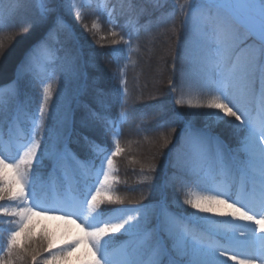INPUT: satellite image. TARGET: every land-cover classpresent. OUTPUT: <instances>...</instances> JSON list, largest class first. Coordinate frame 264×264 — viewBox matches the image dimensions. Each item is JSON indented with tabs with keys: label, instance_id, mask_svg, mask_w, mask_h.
Listing matches in <instances>:
<instances>
[{
	"label": "snow or ice",
	"instance_id": "6c2138e0",
	"mask_svg": "<svg viewBox=\"0 0 264 264\" xmlns=\"http://www.w3.org/2000/svg\"><path fill=\"white\" fill-rule=\"evenodd\" d=\"M23 2L24 0H17L18 5ZM37 2L39 14L35 20L28 22L27 31H31L36 24H46L50 13L55 11L46 6L45 0ZM153 2L160 4L161 0ZM133 3L135 0H130L129 6ZM179 7L184 14V54L186 58L192 57L195 46L194 59L197 65L194 76L182 72L180 90L183 92L186 87L195 88L200 95L209 97L204 103L188 104L189 109L204 110L189 114L192 117H202L204 127L194 130L192 121H187L180 132L179 142L182 146L190 145L197 157L203 156L207 145L215 144L216 160L221 172L238 174L240 177L236 198L232 199L231 185L209 188L197 177L194 183L198 190L211 194L185 199L183 203L195 210L192 213H169L163 190L157 206L140 204L132 208L105 207L124 203L121 197L112 195L113 183L116 181V177L112 175L115 171L113 157L118 156L123 149L116 140L120 134L115 128L116 121L109 117L113 126L114 149L84 136L93 154V164L95 157L101 159L97 169L98 184L90 185L85 182L84 190L79 194L58 199L52 206H47L36 191L38 174L45 159L51 160L55 166L64 153L70 151L67 149V137L70 135L72 117L67 108L62 112H54L48 107L52 91L50 86L45 85L43 100L38 109L40 117H31L34 126L25 142L17 145L18 159L0 153V201H21V206L11 212L0 206V213L19 217L16 227L9 231L6 247L0 244V251L7 253L6 258L0 256V264H16L17 261L29 258L31 264H67L72 252L81 243L88 249V258L82 264H165L164 257H167L166 264H226L223 259L225 256L233 264H256L257 260L259 264H264V120L259 123L253 121L246 103V98L256 92L258 80L260 102L264 107V0H186ZM222 8L227 9L226 15L220 13ZM174 13L175 9L167 15ZM55 25L56 28L69 27L58 16ZM97 27L96 21H93L92 29ZM85 30L88 31L87 25ZM110 34L117 35L115 32ZM53 37L54 30L50 29L45 40ZM131 38V35L127 39L121 36L120 40L113 39L111 44L119 45L122 42L131 47ZM44 45L45 41H40L30 49L28 55ZM25 62L17 66L14 79L8 85L0 87V93L17 88L23 76ZM170 86L173 92L177 91L174 80H170ZM121 96H127L126 88ZM176 103L182 104L183 101L177 100ZM83 107L88 111L89 117L99 115L87 104ZM127 115L122 114L120 119L126 120ZM182 118V113H174L173 120ZM46 119L55 121L56 126H45ZM80 123L81 127L89 128L88 118L82 119ZM166 123L162 122L160 126L163 127ZM221 126H230L237 136L244 133L240 148L234 155L229 156L227 146L213 135V130ZM37 129L41 133L39 139L36 137ZM167 144L168 140H165V145ZM60 145L64 146L63 150ZM99 149H103V152H99ZM240 153H243V158ZM72 155L75 156L74 153ZM82 163L86 164L88 161ZM5 169H11V176L6 175ZM249 179L251 190L248 187ZM218 205H226L232 211L218 212ZM156 207L160 209L157 214L159 223L149 229L148 224ZM49 212H59L61 215L57 218L71 223L78 220L80 223L77 226L81 227L83 236L64 242L56 251H52L55 245L50 241L46 246L42 244L39 248L33 247L32 217L47 215ZM197 213L227 215L233 221L249 223L225 224ZM193 223L208 225L206 234L194 235L189 228ZM251 224L258 227L253 229ZM256 232L262 235L257 236ZM120 237L127 239L117 244ZM169 239L173 241L170 249L166 244ZM43 252L47 256H42Z\"/></svg>",
	"mask_w": 264,
	"mask_h": 264
},
{
	"label": "trees",
	"instance_id": "16d2710c",
	"mask_svg": "<svg viewBox=\"0 0 264 264\" xmlns=\"http://www.w3.org/2000/svg\"><path fill=\"white\" fill-rule=\"evenodd\" d=\"M91 6L96 7L99 4V1L102 0H91ZM46 6L48 8H54L55 11L50 13L49 19L46 24L43 26L36 24L32 29L40 30L39 36L35 39H31L26 44V47L21 51L18 55V58L13 61L10 66H8V70L5 69L6 73L11 70V76L8 78V81L0 84V87L8 85L16 76L17 66L21 64V62H25L26 55L29 54L30 49H33L34 45H38L40 41H45V45L43 47H38L34 51H32L31 55H28V60L25 62V66L23 68V76L19 81L18 85L24 81L25 79H31L34 85L32 90L28 93L26 97H18L10 100L8 110H6V116L2 119L3 127H0V153L9 157L16 158L17 151L14 148L15 141H25L26 137H29V124L31 123V117L36 115L35 106L37 103V94H35V90H37L40 85L41 78L49 81L50 88L53 92L52 100L58 96L59 88L57 86L63 85L66 83L67 70L63 72L67 67L72 68L78 74V76H84V82L82 83V88L79 92V96L73 104L71 117L74 116V126L70 128V135H68L67 140L71 139L72 136H75L78 132L77 129L81 127L78 119H84L87 114V110L83 107V105L87 104L92 110H94V104L92 100H88L86 95L87 89L91 90L93 87L92 84L97 79L96 71L99 69V66H105L109 70L106 75V82L110 87L111 97H107L106 109L102 113V117H106V120L103 122V126H108L111 123L108 118H112L116 121L115 128L121 127L125 124L126 120H121L120 117L123 113L124 107L123 102L126 97H122L121 93L124 91V77L127 75L128 63H127V51L129 48L134 47L135 51L138 49L137 61L140 60L141 65H137V71L140 66L139 71V80L141 81L142 76L145 73H152L153 67L150 64L154 63L157 66V63L160 60V55L162 51L159 53H152L150 50L146 51V44H151L153 46H159L165 42L164 39H157L154 35H158L160 33L169 32L167 36V42L171 39L174 29V39L175 44L173 45V49L170 48V51L163 57L162 63L160 66L163 67L162 70L168 72L165 79L164 75L163 80L159 87V91L152 94L150 99L144 98L140 107L130 105L134 108L135 112L138 113L139 117L142 119L144 117H148V127L150 126L152 129L154 128L157 133L166 132L165 139L163 141V147L165 148V163H164V171L163 174L158 178L154 177L152 180L156 184L154 185V197L152 200H155L156 197L161 196L160 192L163 190L164 195H170L174 193L175 185L179 180L188 179L191 180L190 186L186 189V194L184 199H195L197 194H205L206 192L199 191L196 184L194 183L195 179L199 177L203 183L211 188L212 185L218 182L221 179H228L236 186L238 182V174H221L220 166L216 160V148L215 144H209L204 149V153L202 157H197L190 145H181L179 142L180 132L183 129H177L182 119L173 120L172 113L174 112V108L172 107V96L169 90V78L172 76V80L175 81L177 90L180 89L181 84V75L182 72L195 75L197 71V65L193 56L195 55V46H193V56L186 58L184 54V29L182 27L184 14L180 11V5L185 4L186 0H161L160 4H156L153 0H135V3L130 7V0H106V6H110L112 12L107 14V20L110 25L117 28L118 31L122 33L126 39L131 35V47L125 45V47H111V45L97 46L93 47L83 46L81 47L77 43V38L75 33H73L71 24H69V18L74 14L75 6L72 5L74 0H45ZM27 3V0L18 5L17 0H0V39H6V37H13L14 34H17L18 25H13L18 17L19 13L23 5ZM18 9V10H17ZM175 9L174 15L168 16L167 14ZM106 11V10H105ZM213 11H216L213 9ZM33 15L29 16V20L33 21L37 18L39 12L37 9L32 11ZM222 15H225L223 11L220 10ZM150 16L153 18L149 23L145 24L143 22V17ZM60 17L65 24L69 27L67 29L56 28L55 21L56 17ZM157 18H160L159 20ZM13 25V26H12ZM25 32L26 26L22 28ZM54 30V37L45 40L46 34L49 30ZM153 33L152 36L150 34ZM8 38V39H9ZM12 47H7V53ZM103 52L105 54H103ZM101 53V54H100ZM4 62V61H3ZM162 64V65H161ZM161 70V71H162ZM65 76H64V75ZM151 76V74H150ZM79 79V78H78ZM78 79H73L71 87L78 83ZM167 81V82H166ZM193 90V88L191 89ZM153 92V91H152ZM177 92V91H176ZM193 92V91H192ZM5 91L0 93V105ZM178 95L175 93V97ZM249 101L253 105L255 103L260 102L259 96V81L257 80L256 92L251 97H248ZM86 101V102H85ZM110 105V107H107ZM133 110V111H134ZM147 110L146 113L143 111ZM152 111V112H151ZM152 117V119L150 118ZM151 119V120H150ZM167 122L161 127L162 122ZM101 125V122H100ZM164 129L160 130L158 127ZM112 129L113 126L111 125ZM204 125H196L194 130L203 129ZM116 129V130H117ZM175 129V131H174ZM148 130L145 132L147 133ZM168 133L170 137V141L165 145V140H168ZM103 133V132H102ZM104 134V133H103ZM213 135L217 136L219 141L226 145L227 147H231L236 154L237 150L240 148V142L237 141V135L234 134L232 130V134L230 131L219 129L218 132L213 131ZM72 142H67V149H71L73 156L69 152L63 155V158L57 163L56 168L51 172V160L47 159L46 166L39 171L38 174V183H36V191L41 193L43 191V196L46 201H48V197L46 195V190L48 189V184L50 181H54L55 183L61 182V185H57L58 188L64 187V182L62 179H56L59 176L60 172L64 170L66 174H68L69 182L71 187L79 194L82 188L85 186V182L88 181V177L91 176L90 179H93L94 173L91 171L89 174L87 173V168L82 161H86L88 155H83L79 152H74L72 149ZM159 147V151L161 152V144L157 145ZM61 150H63L64 146L60 145ZM156 150V149H154ZM101 153L102 149H99ZM243 158V153H240ZM78 157V158H77ZM98 157V156H97ZM100 157H98L99 159ZM158 161H156L157 163ZM213 165V180L208 179V176L205 174L206 167H210ZM159 166V164H158ZM157 171V170H156ZM42 174V175H40ZM45 175V176H44ZM88 175V177H86ZM43 176V177H42ZM43 179V181H41ZM56 179V181H55ZM144 180V178H143ZM147 180V179H146ZM90 181V180H89ZM47 187V188H46ZM46 189V190H45ZM156 196V197H155ZM19 200L8 201L7 199L4 201H0V206L5 207L11 212L14 208L17 207V203ZM138 204H128L123 205L119 208H132L137 206ZM186 206V213H192V209L190 206L184 204ZM150 207V205H148ZM159 208L155 209L158 210ZM183 211V210H181ZM174 214H180L181 212H173ZM0 224L7 223L8 218H17L7 216L4 213H0ZM159 223V220L157 224ZM154 222L151 221L149 223L148 228H154ZM156 224V225H157ZM190 230L196 236L205 235L207 232L208 225L195 223L189 225ZM5 232L0 230V242L6 247L7 237L3 240V234ZM119 235V234H117ZM127 239V237H120V240L117 241L119 244L121 241ZM173 241L171 239L166 241L169 249L171 248ZM7 255L6 252L0 251V256ZM86 257L76 258L72 261V264H82ZM166 264L167 257L163 258ZM16 264H22V261H17ZM26 264V263H25ZM29 264V263H28Z\"/></svg>",
	"mask_w": 264,
	"mask_h": 264
},
{
	"label": "rangeland",
	"instance_id": "374dc122",
	"mask_svg": "<svg viewBox=\"0 0 264 264\" xmlns=\"http://www.w3.org/2000/svg\"><path fill=\"white\" fill-rule=\"evenodd\" d=\"M26 1V0H25ZM91 0H74V3L72 5L75 6L74 8V15L69 18V24H71L73 33H75L77 43L83 47H93L94 45L104 46L105 45H111V47H125V45L121 42L119 45H112L111 41L113 39L120 40L122 33L117 30V28L113 27V25H110L107 20V14H109L112 9L110 6H106L105 2L106 0L99 1L98 6L93 7L91 6L92 3ZM39 9V4L37 0H27V3L23 5L21 12L19 13V17L17 21L13 25H18V27H15L18 29L17 34H14L13 37L9 38L6 37V39H0V84H3L8 81V78L11 76V69L8 73H6L5 69L8 70V66L15 61L18 58V55L21 53V51L26 47V44L29 40L35 39L39 36L40 30L32 29L31 31H24L22 28L25 27L27 24V20H29V16L31 14L33 15L32 11ZM106 10V11H105ZM215 12V11H214ZM79 14V19H77V15ZM145 21L152 20L153 18L150 16L144 17ZM93 21H96L98 27L96 29H92V23ZM12 25V26H13ZM87 25L88 31L85 30V26ZM173 34L171 36V39L167 42L169 35V32L160 33L158 35H154L155 38L164 39L165 42L163 44H160L159 46H153L151 44H146L145 50H150L152 53H159L162 51V54L160 55V60L157 63V66L152 63L150 66L153 67V72L148 74L145 73L141 81L139 80V71L140 66L137 71V65H141L140 60L137 61V55H138V49L135 51V48H129L127 53V63H128V69H127V75L124 77V82L122 83L124 85V89H127V96L124 99L125 102H123V113H127V118L125 124H123L121 127H119L117 130L119 131V136L116 138L118 140V143L120 147L123 149V151L116 157H113L114 161V168L115 171H113L112 175L116 177V181L113 183V189H112V195L121 197L124 201L123 204H110L106 205L107 208L116 209V207H122L123 205L128 204H144V205H150V207L157 206L161 201V196H158L155 198V200H152L154 197V185L156 184L152 180L154 177H160L163 174L164 171V163H165V146L163 147V141L165 139L166 132L163 133H157L156 130L148 127V117H144L143 119L139 117L138 113L135 112L134 108L130 105L140 107L142 104V101L144 98L150 99L152 97V94L159 91V87L161 85L160 82L164 79L168 72L163 71L160 66V63H162L163 57L170 51V48L173 49V45L175 44L174 39V29ZM115 32L117 35L113 36L110 33ZM153 33L150 34L152 36ZM9 38V39H8ZM12 47L9 52L7 53V47ZM173 47V48H172ZM101 54V53H100ZM103 54H105L103 52ZM195 57V55H194ZM195 60V59H194ZM4 61V62H3ZM163 64V63H162ZM161 64V65H162ZM67 70V81L66 83H63V85L57 86L59 88L58 96L55 97L54 100H51L49 102L48 107L50 109H53L54 112L60 111L62 112L63 109L67 108L72 113V107L75 103L76 99L79 96V92L82 88V83L84 82V76H78V74L75 72L72 68H66L63 72ZM162 70V71H161ZM108 69L105 66H99V69H97L96 73V81L93 82L92 88L89 92L87 89L86 95L88 97V100H92L95 106L94 110H92L94 113H98V116L95 117H89V114L87 112L86 117L88 118L89 128H83L80 127L77 129V133L75 136H72L71 139H68L67 142H72V149L74 152L82 153L83 155H88V158L85 165L89 167L91 171L95 173V177L90 180L91 184H98L97 179V169L101 163V159L98 157L94 158V164H93V154L89 150V146L87 142L84 140V136H89L91 139H94L98 141L100 144H107L110 148L114 149L115 141L113 140V134H112V127L109 124L107 127L103 126L104 120H106V117H102L103 111L106 109V103H107V97H111L110 94V87L108 86L107 82L105 81L108 73ZM162 73V75H161ZM64 75V74H63ZM65 76V75H64ZM79 78V79H78ZM172 76L169 78V90L170 94L172 96V107L174 108V112L172 115L174 116V113H182L183 118L181 120V123L178 125L179 127L177 129H182L185 127V123L189 120L192 121V127L195 128L196 125H204L203 118L202 117H192L189 115L192 112L196 111H204L203 109H189L188 104L191 103H204L206 102L209 97L200 95L195 88L193 90L188 89L187 87L181 92V90H177V92H173L170 86V80H172ZM78 79V83L74 86V88L71 87L72 80ZM167 82V81H166ZM36 85L33 83L31 79H25L22 81L15 90H7L5 91L6 95L2 102H4L2 105H0V127L2 128L4 125L2 123V119L4 116H6V110H8L9 104L11 103V99L18 98V97H26L28 93L32 90L33 86ZM45 85L50 86L49 81H46L41 78L40 85L38 86L37 90H35V94H37V103L35 106V112H36V118L39 119L40 113L38 111L39 109V103L43 100V87ZM178 87V85H177ZM51 89V88H50ZM52 91V90H51ZM153 91V92H152ZM193 91V92H192ZM175 93L178 95L175 97ZM53 95V92H52ZM177 100H182V104H177ZM86 102V101H85ZM253 101H249L248 98H246L247 108L249 112V116L253 121H256L259 123L261 120H264V107H262L261 103H255L254 105L251 103ZM134 110V111H133ZM147 110H144L143 112L146 113ZM152 112V111H151ZM152 119V117H150ZM74 116L71 118V123L69 125V128H73L74 126ZM150 119V120H151ZM79 124H81L82 119H78ZM29 124V136L31 135V131L33 128V121L30 120ZM101 122V125H100ZM45 126L55 127V121L52 120H44ZM158 127V126H157ZM159 128V127H158ZM160 130H164L161 127ZM219 129L230 131L232 134V128L230 126H221L218 128H215L213 131L216 133L219 131ZM148 130L147 133H145ZM104 134H103V133ZM168 137L169 134L168 133ZM40 130L37 129L36 131V137L37 139L40 138ZM244 133H240L239 136H237V141L240 142V140L243 138ZM170 141V137L168 139ZM24 143V142H22ZM51 143V141H49ZM18 144L16 143V147ZM161 144V152L159 151V147L157 145ZM156 149V150H154ZM103 150V149H102ZM100 152V151H99ZM69 153L72 154L71 149ZM12 159H18V154L16 158ZM156 161H158L156 163ZM51 166H53V162L50 161ZM47 159L44 160L42 167L40 168V171L46 166ZM159 164V166H158ZM153 169H155L153 171ZM88 170V169H87ZM157 170V171H156ZM211 168L209 169V173H211ZM6 175L11 176V169H5L4 170ZM42 172V171H41ZM42 175V174H40ZM45 176V175H44ZM43 177V176H42ZM102 178V177H101ZM144 178V180H143ZM147 179V180H146ZM43 181V179L41 180ZM186 181V180H185ZM191 182L189 178L187 179L186 183H183L181 181L177 182L175 185L174 193L172 196L170 195H164L165 202L167 203L168 211L169 213L174 214L173 212H186V206L184 205V197L185 193L187 192L185 188H187V185ZM38 183V181H37ZM225 185H231V183L224 182L219 183L217 185H214L213 188L216 187H224ZM239 184L237 185V189L231 188V191L233 193L232 199H235V193L239 189ZM13 187L16 188L17 191H19V188L13 185ZM249 190H251V181L249 179ZM95 190L94 188L92 189ZM211 192H206L205 194H197V197L210 195ZM74 194L67 193V191H64V194L61 196H53L51 198L50 203L47 204V206H52L54 202L58 199H65V198H71ZM196 197V198H197ZM46 202V201H45ZM178 202V203H177ZM231 202V200L229 201ZM21 206V201L17 203V207ZM239 206V205H237ZM217 211L228 213L231 212L232 209L227 208L226 205H218ZM156 207L155 209H157ZM15 209V208H14ZM195 210L192 209V212ZM160 212V209L155 210V213L150 218V222H154V227H156V224L158 222L157 214ZM188 213V212H187ZM200 216H208L213 221H222L225 224L231 222V223H237V224H247L249 222L244 221H233L231 216H221L216 213H197ZM61 213L59 212H49L47 215H41V216H34L32 217V246L35 248H39L42 244L44 246L47 245V242L50 241L55 245V247L52 249V251H56L58 247L63 246L64 242L78 239L79 237L83 236V231L81 230V227H78L77 225L80 223L78 220L76 223H71L68 220L65 219H59ZM73 219H75L73 217ZM257 219H259V216H257ZM230 220V221H229ZM19 221V217L17 218H8L7 223L0 224V230L5 232L3 234V240L8 236L9 231L13 230L17 223ZM149 222V223H150ZM149 226V224H148ZM251 228L258 227L255 224L250 225ZM257 236L262 235L260 232H256ZM42 238H47L42 239ZM1 239V238H0ZM21 241H23V237L20 238ZM2 243V240L1 242ZM231 255V252L228 253ZM42 256H47L46 252H43L41 254ZM88 258V249L85 246V244L81 243L78 247L75 248V251L72 252L69 260L67 261V264H72V261L76 258H82V257ZM5 258L7 255L5 254ZM39 259V257H38ZM223 259L226 260V264H233L232 261L227 260V257H223ZM31 264V260L25 259L22 260V264ZM256 264H259V260H257Z\"/></svg>",
	"mask_w": 264,
	"mask_h": 264
},
{
	"label": "bare ground",
	"instance_id": "6f19581e",
	"mask_svg": "<svg viewBox=\"0 0 264 264\" xmlns=\"http://www.w3.org/2000/svg\"><path fill=\"white\" fill-rule=\"evenodd\" d=\"M225 2H226V0H225Z\"/></svg>",
	"mask_w": 264,
	"mask_h": 264
}]
</instances>
